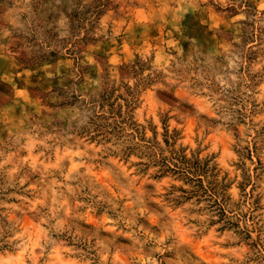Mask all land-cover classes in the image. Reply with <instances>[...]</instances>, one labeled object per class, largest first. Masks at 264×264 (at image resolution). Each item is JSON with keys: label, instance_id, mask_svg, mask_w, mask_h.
Segmentation results:
<instances>
[{"label": "rangeland", "instance_id": "obj_1", "mask_svg": "<svg viewBox=\"0 0 264 264\" xmlns=\"http://www.w3.org/2000/svg\"><path fill=\"white\" fill-rule=\"evenodd\" d=\"M0 264H264V0H0Z\"/></svg>", "mask_w": 264, "mask_h": 264}]
</instances>
